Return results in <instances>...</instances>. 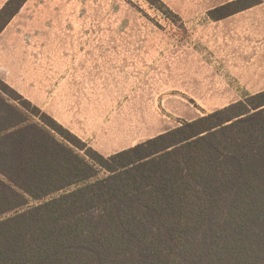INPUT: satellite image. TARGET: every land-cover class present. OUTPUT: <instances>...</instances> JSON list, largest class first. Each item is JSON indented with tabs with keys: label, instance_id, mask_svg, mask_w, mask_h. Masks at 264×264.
<instances>
[{
	"label": "trees",
	"instance_id": "16d2710c",
	"mask_svg": "<svg viewBox=\"0 0 264 264\" xmlns=\"http://www.w3.org/2000/svg\"><path fill=\"white\" fill-rule=\"evenodd\" d=\"M0 264H264V90L105 156L0 76Z\"/></svg>",
	"mask_w": 264,
	"mask_h": 264
},
{
	"label": "rangeland",
	"instance_id": "374dc122",
	"mask_svg": "<svg viewBox=\"0 0 264 264\" xmlns=\"http://www.w3.org/2000/svg\"><path fill=\"white\" fill-rule=\"evenodd\" d=\"M162 1L27 0L0 33V76L54 96L105 156L264 88V0L221 20L208 11L232 0Z\"/></svg>",
	"mask_w": 264,
	"mask_h": 264
},
{
	"label": "crops",
	"instance_id": "0c3cea01",
	"mask_svg": "<svg viewBox=\"0 0 264 264\" xmlns=\"http://www.w3.org/2000/svg\"><path fill=\"white\" fill-rule=\"evenodd\" d=\"M7 1V0H6ZM5 1V2H6ZM4 2V3H5ZM3 3V4H4ZM3 4H2V6H3ZM2 6H0V8L2 7ZM80 56H79V58L81 57V58H86V59H89L90 57L89 56H84V55H86V54H79ZM93 59H95V58H93ZM82 63H85V62H82ZM91 63H93V64H91ZM77 63H75V65H76ZM87 65H95L94 64V62H87L86 63ZM106 63H99L98 64V66H102V65H105ZM79 65H83V64H81V63H79ZM32 80V78H30V81ZM6 82V81H5ZM60 83H61V85H63L64 83L63 82H58V84H57V87H56V90H58V86L60 85ZM47 85H48V83H47ZM60 85V86H61ZM33 89H30V91L29 90H27V87L25 88V92H26V94L27 95H29L28 96V99H30V101L32 102V103H34L35 105H37L38 107H40L43 111H45L46 113H48L49 115H51V116H53V118L54 119H56L57 121H59L58 119H57V117L53 114V112H52V107H54V106H57L58 104L57 103H53L52 101L53 100H57L54 96H52V97H48V98H44L42 95L40 96V98L39 99H37V98H35L34 99V95L35 94H33V91H32ZM262 90H264V88L263 89H261V90H259V91H262ZM258 92V91H257ZM48 95H49V93H47ZM50 96V95H49ZM73 100H75V105L78 103H80V104H82V105H84V106H88V104H89V102H77L78 100L75 98V99H73ZM37 103V104H36ZM66 105V104H65ZM59 123H61L60 121H59ZM65 123L67 124L65 127H67V129H69L71 132H73L75 135H77L79 138H81L82 140H84L83 138H82V136H80L79 134H77L76 132L78 131H83V130H85V127H81L80 125L82 124V125H87L86 124V122H83V123H81V124H78L79 122H76L75 121V123H73V124H70V122L69 121H66L65 120ZM85 141V140H84ZM102 154V153H101Z\"/></svg>",
	"mask_w": 264,
	"mask_h": 264
}]
</instances>
